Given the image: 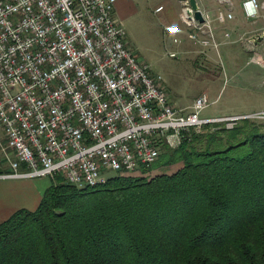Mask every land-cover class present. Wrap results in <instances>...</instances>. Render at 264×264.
<instances>
[{"label":"built area","instance_id":"obj_1","mask_svg":"<svg viewBox=\"0 0 264 264\" xmlns=\"http://www.w3.org/2000/svg\"><path fill=\"white\" fill-rule=\"evenodd\" d=\"M117 0H0L1 157L9 171L0 177L60 176L76 187H93L111 175H146L162 144L177 147L190 130L209 123L232 128L252 115L201 117L210 103L197 95L182 114L159 73H153L128 44L115 15ZM247 0L241 5L249 19ZM183 24L168 25L172 43L180 32L201 49H218L216 26L232 20L229 9L202 21L181 0ZM163 10L157 6L154 11ZM229 32L225 37L229 38ZM177 58L179 51H168Z\"/></svg>","mask_w":264,"mask_h":264},{"label":"trees","instance_id":"obj_2","mask_svg":"<svg viewBox=\"0 0 264 264\" xmlns=\"http://www.w3.org/2000/svg\"><path fill=\"white\" fill-rule=\"evenodd\" d=\"M176 163L93 187L59 177L0 223V264H264V120L190 130L155 165Z\"/></svg>","mask_w":264,"mask_h":264},{"label":"rangeland","instance_id":"obj_3","mask_svg":"<svg viewBox=\"0 0 264 264\" xmlns=\"http://www.w3.org/2000/svg\"><path fill=\"white\" fill-rule=\"evenodd\" d=\"M259 1L264 11V0ZM132 4L129 15L122 16L119 11L115 14L126 30L128 44L153 73L162 76L171 101L182 114L192 110L194 98L201 93H206L211 101L200 112L201 117L252 115L264 109V40L258 44L257 39L258 45H254L252 38L245 37L222 43L218 49L205 51L193 43L182 42L183 52L177 58H171L168 51L180 49L172 43V34L166 32V27L161 32L160 24L162 17H175L178 14V1L132 0ZM157 4H163L162 12L154 11ZM233 21L234 18L230 22ZM167 23H171V20L167 19ZM229 25L216 26V33L233 31ZM2 143L4 134L0 127V148ZM164 148L166 145L162 144L155 163L143 171L146 172L144 177L172 174L181 166V163L155 165ZM59 177L47 179L51 184Z\"/></svg>","mask_w":264,"mask_h":264},{"label":"crops","instance_id":"obj_4","mask_svg":"<svg viewBox=\"0 0 264 264\" xmlns=\"http://www.w3.org/2000/svg\"><path fill=\"white\" fill-rule=\"evenodd\" d=\"M178 1L179 12L175 17L164 16L162 17L161 32L163 33V28H167L169 24L182 25L183 16H182V3L181 0ZM243 0H195L197 6L201 9L209 11L212 15L215 14L218 8L220 9H230L234 15V21H227L225 24L229 25L233 31H222L221 33H216L217 39L222 43L235 42L237 39L241 40L245 37H250L254 40L255 44H261L264 40V11L261 9L259 11L258 17L255 19H249L245 16L242 9ZM163 4H157V6ZM133 7L132 0H117L115 5V14L116 11L123 15H129L131 8ZM155 7V8H156ZM154 8V9H155ZM133 9V8H132ZM164 10V6H163ZM162 10V11H163ZM159 11V12H162ZM117 17V16H116ZM175 19L172 21V19ZM118 19V18H117ZM167 19L171 20V23H167ZM230 22V23H229ZM224 25V24H223ZM220 26V25H219ZM225 32H229V38L225 37ZM182 42H190L186 37V32L183 29L180 32ZM257 39L259 40L257 43ZM181 42V43H182ZM181 43L178 46L180 50L179 54L183 52V46ZM257 44V45H258ZM219 45V46H220ZM218 46V48H219ZM213 49L206 48L203 51ZM173 103V102H172ZM174 104V103H173ZM176 107V106H175ZM9 171L8 163L1 157L0 158V173H5ZM50 185L47 177L38 176V177H0V223L6 220L13 212L18 209H29L34 210L41 197Z\"/></svg>","mask_w":264,"mask_h":264},{"label":"water","instance_id":"obj_5","mask_svg":"<svg viewBox=\"0 0 264 264\" xmlns=\"http://www.w3.org/2000/svg\"><path fill=\"white\" fill-rule=\"evenodd\" d=\"M185 1H187V3L190 5L188 12L191 14L193 9L195 18H197L199 21H202L201 12L197 9V4L195 0H185Z\"/></svg>","mask_w":264,"mask_h":264},{"label":"clouds","instance_id":"obj_6","mask_svg":"<svg viewBox=\"0 0 264 264\" xmlns=\"http://www.w3.org/2000/svg\"><path fill=\"white\" fill-rule=\"evenodd\" d=\"M246 10L250 16H254L257 13V6L255 0H247L245 5Z\"/></svg>","mask_w":264,"mask_h":264}]
</instances>
